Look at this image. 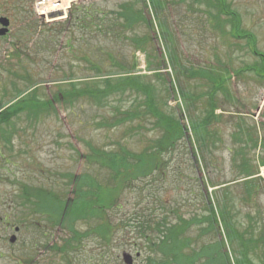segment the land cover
<instances>
[{
  "label": "rangeland",
  "instance_id": "obj_1",
  "mask_svg": "<svg viewBox=\"0 0 264 264\" xmlns=\"http://www.w3.org/2000/svg\"><path fill=\"white\" fill-rule=\"evenodd\" d=\"M40 1L0 0V18L10 23L8 33L0 37V107L6 113L37 86L36 96L47 101L64 90L66 82L122 76V72L108 63L107 57L113 56L126 64L135 61V68L127 75L143 76L144 82L155 86L159 102L167 104L164 110L181 119L192 145L194 139L207 134L203 145H195L199 150L196 161H189L184 139L167 164L166 178L160 179L158 185L154 187L150 181H143L124 190L119 209L110 216L111 223L118 224L113 246L105 248L97 241L84 239L80 249L68 255L69 264H147L148 249L140 238L141 232L134 230V226L141 224L149 213L156 218L167 213L174 220L171 209L175 206L179 208L175 214L187 219L206 213L205 193L200 184L195 183L196 179L206 186L211 203L213 196L220 212L224 208L228 213L233 229L247 244L250 262L264 264V179L256 176L258 163L264 161V79L258 78L254 71L243 70L236 74L238 69L259 64L260 59L250 53L243 39L230 36L231 27L225 22L226 17L219 16L220 28L215 26L212 15L216 9L209 7L206 0H71L64 17L46 20L35 10ZM226 2L239 15L241 28L255 36L257 49L264 54V0ZM123 3H133L136 9L144 8L148 23L114 38L96 34V19H91L94 22L87 19L85 28L80 29L79 20L74 18L78 10L89 12L92 7L108 15L110 11H118ZM143 36L149 37V46L145 51L134 52L131 39ZM83 52H88L106 73L91 71L80 60ZM148 62L151 71L146 68ZM156 69H160V77L153 75ZM168 81L172 82L173 93L168 91ZM135 101L141 102L142 97L126 90L112 94L103 106L87 101L72 106L54 103L51 106L56 112L48 111L38 117L23 112L10 119L9 125L15 129L12 151L8 153L10 205L11 201L12 205L16 204L20 191L25 198L38 188L51 191L60 200L70 199L74 182L69 177L64 180L62 175L65 174L76 178L83 173L93 174L100 184L106 182L108 173L103 168L89 166L85 158L90 154L87 144L109 152L124 147L139 154L149 139L156 138L149 128V119L144 121V129H137L135 122L116 128L97 125L104 119L111 121L117 109L132 108L137 104ZM208 102L216 109L213 115L208 112ZM208 119L209 125L202 127L200 122ZM249 137L258 140L257 148L244 149L243 156L237 154ZM242 162L252 167L255 178L242 182ZM23 186L30 188V193H24ZM31 199L34 200L31 197L28 205L34 209ZM159 203L165 205L164 209ZM35 212L40 224L37 264H62L55 249L63 247L71 231L51 225L39 205ZM128 221L129 226L125 228ZM76 227L79 231L86 229L83 224ZM194 234L196 230L190 233ZM221 236L226 250L230 251L225 235L221 233ZM218 239L210 234L203 241ZM230 249V261L234 264L233 259L239 258L238 251L243 248L236 240ZM14 262L16 260L9 259L6 263Z\"/></svg>",
  "mask_w": 264,
  "mask_h": 264
},
{
  "label": "trees",
  "instance_id": "obj_2",
  "mask_svg": "<svg viewBox=\"0 0 264 264\" xmlns=\"http://www.w3.org/2000/svg\"><path fill=\"white\" fill-rule=\"evenodd\" d=\"M206 2L209 7L216 9V13L212 15L215 26L220 28L219 16H225V22L228 21L231 27L230 36L236 40L243 39L250 53L260 59L259 64L255 63L247 69H238L236 74H241L243 70L254 71L258 78L264 79V54L258 51L255 36L241 28L239 15L230 8L226 0H206ZM143 9H136L133 3H123L119 6L118 11H110L106 15V13L100 14L92 7L89 12L78 10L74 18L79 20L77 24H79L80 29L85 28L84 24L87 19H96L97 23L94 24L96 34L115 36L114 38H116L121 33L126 34L132 31L140 24L148 23L144 17L145 10ZM90 22L94 21L91 20ZM149 25L152 27L151 21ZM149 44V37L143 36L131 39L130 46L134 52L145 51ZM107 58L111 67L122 72V76L118 78L106 77L100 80H83L82 82L69 81L64 90L57 93L53 98L50 97L47 101L38 99L36 96L37 86L7 109L9 120L23 112L27 116L38 117L48 111L56 112V108L51 106L54 103L72 106L76 102L87 101L95 106H103L106 105V100L112 94L125 93L126 90H131L140 95L142 101H135L137 104L126 110L117 109L116 115L112 116L113 120L112 118H110L111 121L104 119L102 123L97 125L116 128L127 122H135L137 129H144L143 123L149 119V128L153 136H156L155 139H149L139 154L131 153L124 147L116 152H109L87 144L90 154L85 158L89 166L103 168L108 173V177L106 182L100 184L97 178L93 177V174L83 173L77 178L70 174L62 175L64 180L69 177L70 181L74 182L72 183L73 189L70 199L60 200L51 191H45L42 188L32 190L33 194L25 195L27 201H30L31 197L34 198V200L31 199L34 208L36 209L39 205L42 214L49 218L51 225L63 226L71 231V237L69 240H65L63 247H56L55 249V254L60 256L62 264H69L68 255L70 253L75 254L80 249L84 239H92L95 243L97 241L98 245L105 248L113 246L116 240L113 234L118 224L113 225L110 216L114 210L119 209L124 190H130L136 183L143 181H150L154 187L158 185L160 179L166 178L167 164L171 161V156L175 153L174 151L178 148L180 141L184 139L187 142L185 150L188 151L189 161H196V154L199 150L195 145L197 143L200 146L203 145L205 135H207L204 133L200 139H194L195 144L192 145L187 134L188 129L182 125L181 119L164 110V106L167 104L164 101L159 102L155 86L144 82L145 77L143 76L127 75L135 68V61H129L126 64L123 60H116L113 56ZM131 59L133 60V57ZM80 60L86 63L95 74L106 73L101 71L98 63L93 57H89L88 52L80 53ZM146 68L151 71L149 62ZM159 71L160 69H156L153 75L160 77ZM168 82L171 90L168 89V91L173 93L172 82ZM210 102H208V112L213 115L216 109L209 104ZM209 120L200 122L202 127L206 128L209 125ZM245 144L247 146L242 144L238 148L237 154L243 156L244 149L248 148L250 151L251 148H257L258 141L254 137H249L246 138ZM262 162L264 163V161ZM246 163H241L242 182L253 179L256 174L252 167ZM195 183L200 184L205 193L203 204L206 213L200 217L193 215L187 219L182 214H175L179 211V208L175 206L171 209L174 220L167 213H163L159 218H156L153 213H149L150 215L143 217L144 220L141 224L134 226V230L141 232L140 238L144 240L148 249L145 258L147 264H232L230 245L236 240L239 241L243 250L238 251L239 258L233 259L234 264H252L247 257V244L242 240V236L233 229L228 213L225 212L224 208L221 209L222 213L220 212L213 196V203H211L207 188L200 179H196ZM29 189L25 186L24 193H30ZM153 197L156 198V195ZM158 206L163 208L165 205L159 203ZM128 223L129 221L126 222L125 228L129 226ZM80 224L85 226L84 231H79L76 227ZM120 224H124V222ZM197 225L200 226L196 228ZM194 230H196V234L190 235ZM221 233L225 235L230 251L226 250ZM210 234L216 235L219 239L213 242L203 241ZM73 258L75 259L74 256Z\"/></svg>",
  "mask_w": 264,
  "mask_h": 264
},
{
  "label": "flooded vegetation",
  "instance_id": "obj_3",
  "mask_svg": "<svg viewBox=\"0 0 264 264\" xmlns=\"http://www.w3.org/2000/svg\"><path fill=\"white\" fill-rule=\"evenodd\" d=\"M13 131L6 111L0 107V264H7L9 259L16 260L15 264H37L36 255L40 254V224L35 219V208H29L30 201L25 200L22 191L19 192L16 204L12 205L11 201L10 205L7 190L8 153L12 151V138L15 136ZM14 184L12 183L13 186Z\"/></svg>",
  "mask_w": 264,
  "mask_h": 264
},
{
  "label": "bare ground",
  "instance_id": "obj_4",
  "mask_svg": "<svg viewBox=\"0 0 264 264\" xmlns=\"http://www.w3.org/2000/svg\"><path fill=\"white\" fill-rule=\"evenodd\" d=\"M71 3V0H42L35 5V10L46 20H59L65 16Z\"/></svg>",
  "mask_w": 264,
  "mask_h": 264
},
{
  "label": "water",
  "instance_id": "obj_5",
  "mask_svg": "<svg viewBox=\"0 0 264 264\" xmlns=\"http://www.w3.org/2000/svg\"><path fill=\"white\" fill-rule=\"evenodd\" d=\"M9 21L6 18H0V36H4L8 31Z\"/></svg>",
  "mask_w": 264,
  "mask_h": 264
}]
</instances>
